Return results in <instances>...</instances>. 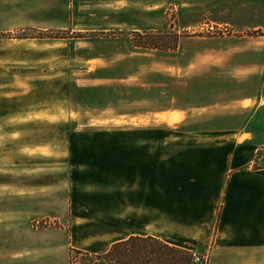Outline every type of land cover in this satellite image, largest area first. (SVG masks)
Segmentation results:
<instances>
[{
    "label": "crops",
    "instance_id": "crops-1",
    "mask_svg": "<svg viewBox=\"0 0 264 264\" xmlns=\"http://www.w3.org/2000/svg\"><path fill=\"white\" fill-rule=\"evenodd\" d=\"M151 1L148 8H135L141 20L127 18L123 28L149 32L163 27L165 3ZM220 1L198 0L175 7L180 16L193 18L221 10ZM248 10L250 20L257 22L250 29H259L261 7L252 4ZM151 15L156 22L149 25L144 21ZM237 38L240 45L232 54L237 58L235 70L242 81L258 79L254 90L259 95L239 101L243 112L238 113L244 114L249 111L247 102L255 110L264 105L260 95L264 62L257 60L264 52L258 39L264 36ZM130 46L129 54L124 52L127 57L134 49L168 53ZM206 52L194 56L185 52L191 60L186 64L179 60L186 59L183 52L166 56L158 62L159 70H83V79L78 76L74 81L68 76L67 84H75L85 94L76 109L70 108L72 97L67 96V116L62 122L121 126L150 123L154 115L164 123L161 127L191 123L194 114L212 107L183 103L185 92L194 90L196 78L207 70L198 69ZM4 74L0 70V90L5 87ZM210 86L201 83L203 89ZM118 128L70 132V138L83 135L93 145L71 146L70 156L55 163L47 154L53 151L49 146L7 148L10 156L3 158L0 147V264H71L74 250L104 254L113 244L134 236L191 249L210 237L212 227L213 264H264V167L228 176L223 190L222 166L208 160L211 148L175 145L177 135L161 130L155 137L159 142L150 145L148 128ZM238 132H242L238 138L248 133ZM260 139L255 134L251 141L257 144ZM254 152L253 161L258 149ZM42 221L51 223L38 225Z\"/></svg>",
    "mask_w": 264,
    "mask_h": 264
},
{
    "label": "rangeland",
    "instance_id": "rangeland-1",
    "mask_svg": "<svg viewBox=\"0 0 264 264\" xmlns=\"http://www.w3.org/2000/svg\"><path fill=\"white\" fill-rule=\"evenodd\" d=\"M161 1L165 3L164 25L149 32L172 31L180 36V46L178 42L177 48L166 54L134 49L133 54L127 57L124 52L129 54L130 45L134 47L130 36L133 31L123 28L124 21L131 17L141 20L135 8H148L151 0H0V70L5 71L2 84L5 87L0 90V147L5 153L3 155L1 151V157L10 156L7 148L35 144L52 147V154L49 151L47 154L54 163L60 162L70 156L71 149L68 148L71 146L93 145L83 135L70 138V132L128 126L148 128L150 145L159 142L155 137L161 130L168 135H177L175 145L211 148L208 160L222 166L223 190L228 176L255 171L252 155L255 149L260 150L264 146V105L255 110L250 107L252 102H247L249 111L238 113L240 110L243 112L239 105L243 96L259 95L254 90L258 79L253 81L246 77L242 81L235 70L237 58L232 54H236L240 45L237 37H263L251 33L258 30L264 33V0H222L221 10L204 12L193 18L180 16L175 6L196 4L198 0ZM252 4L261 7L260 28L256 30L250 29L257 23L250 20L251 14L248 13ZM151 8H155L154 5ZM144 22L154 24L156 17L151 15ZM132 23L133 20L129 21L126 28H130ZM258 42L264 44V39H258ZM202 51L207 52L199 60L203 67L198 69L207 70L202 77L196 78L195 89L185 92L183 103L212 107L194 114L193 122L166 123L161 127L164 123L158 122L160 118L158 120L154 115L150 123L134 122L121 126L103 124L100 127L92 122L77 124L76 121L67 125L62 122V117L66 119L67 116V96L72 97L70 108L76 109V104H81L85 94L76 90L73 83L68 82V86V76L74 81L78 76H84L83 70H159L158 62L166 56L172 58L174 54L179 56L183 52L180 54L186 59L179 60L186 64L191 60L185 52L194 56ZM257 60L264 62L263 51ZM202 82L212 86L203 89ZM260 95L264 98V92ZM249 119L255 121L249 122ZM242 129L248 133L238 138L236 135L242 133L238 132ZM255 134L257 138L261 137L257 144L251 141ZM261 153L255 164L260 169L256 170L264 167V149ZM42 222L38 225L51 223ZM214 235L212 227L206 241L193 245L191 249L184 248L203 259L202 264H213ZM94 262L91 257L77 255L73 264Z\"/></svg>",
    "mask_w": 264,
    "mask_h": 264
},
{
    "label": "trees",
    "instance_id": "trees-1",
    "mask_svg": "<svg viewBox=\"0 0 264 264\" xmlns=\"http://www.w3.org/2000/svg\"><path fill=\"white\" fill-rule=\"evenodd\" d=\"M254 36H264L260 30L251 33ZM132 44L138 48L157 49L160 51H173L177 48L180 36L172 31L149 32L130 34ZM261 148L254 160L255 166L262 155ZM190 250L169 245L153 237H130L127 240L113 244L110 249L99 255L74 250L71 253L70 263H74L77 255H84L95 259L93 264H192ZM102 261V262H101Z\"/></svg>",
    "mask_w": 264,
    "mask_h": 264
},
{
    "label": "built area",
    "instance_id": "built-area-1",
    "mask_svg": "<svg viewBox=\"0 0 264 264\" xmlns=\"http://www.w3.org/2000/svg\"><path fill=\"white\" fill-rule=\"evenodd\" d=\"M203 259L201 260L199 257L195 256V254H193V259H192V264H202Z\"/></svg>",
    "mask_w": 264,
    "mask_h": 264
}]
</instances>
